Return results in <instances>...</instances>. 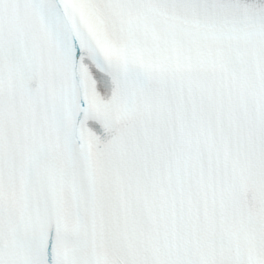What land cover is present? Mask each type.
<instances>
[{
	"label": "snow or ice",
	"instance_id": "1",
	"mask_svg": "<svg viewBox=\"0 0 264 264\" xmlns=\"http://www.w3.org/2000/svg\"><path fill=\"white\" fill-rule=\"evenodd\" d=\"M0 264H264V0H0Z\"/></svg>",
	"mask_w": 264,
	"mask_h": 264
}]
</instances>
